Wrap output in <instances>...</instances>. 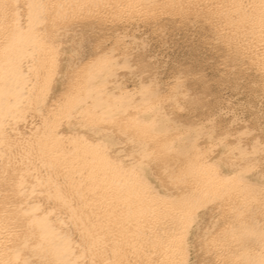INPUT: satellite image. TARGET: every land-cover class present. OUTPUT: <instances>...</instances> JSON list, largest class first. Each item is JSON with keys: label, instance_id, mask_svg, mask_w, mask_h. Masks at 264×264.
Returning <instances> with one entry per match:
<instances>
[{"label": "bare ground", "instance_id": "obj_1", "mask_svg": "<svg viewBox=\"0 0 264 264\" xmlns=\"http://www.w3.org/2000/svg\"><path fill=\"white\" fill-rule=\"evenodd\" d=\"M0 264H264V0H0Z\"/></svg>", "mask_w": 264, "mask_h": 264}, {"label": "rangeland", "instance_id": "obj_2", "mask_svg": "<svg viewBox=\"0 0 264 264\" xmlns=\"http://www.w3.org/2000/svg\"><path fill=\"white\" fill-rule=\"evenodd\" d=\"M186 53V49L184 47L175 48L170 52V55L173 57H181ZM227 94H223L222 99L228 101V104L231 108L228 110L233 111L235 113H241L246 106V95L245 93H236V92H226ZM226 104H223L225 106Z\"/></svg>", "mask_w": 264, "mask_h": 264}]
</instances>
